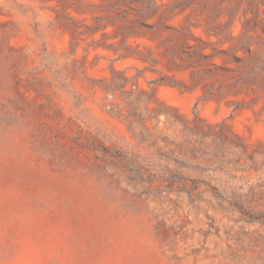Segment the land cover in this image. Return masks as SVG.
I'll return each mask as SVG.
<instances>
[{"label":"rangeland","instance_id":"rangeland-1","mask_svg":"<svg viewBox=\"0 0 264 264\" xmlns=\"http://www.w3.org/2000/svg\"><path fill=\"white\" fill-rule=\"evenodd\" d=\"M0 264H264V0H0Z\"/></svg>","mask_w":264,"mask_h":264}]
</instances>
